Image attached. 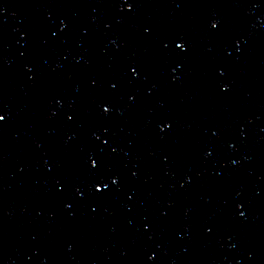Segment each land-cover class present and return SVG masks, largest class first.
<instances>
[{
  "label": "water",
  "instance_id": "95a60500",
  "mask_svg": "<svg viewBox=\"0 0 264 264\" xmlns=\"http://www.w3.org/2000/svg\"><path fill=\"white\" fill-rule=\"evenodd\" d=\"M153 264H264V0H152Z\"/></svg>",
  "mask_w": 264,
  "mask_h": 264
}]
</instances>
